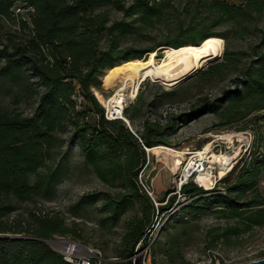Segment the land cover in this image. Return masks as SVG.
Wrapping results in <instances>:
<instances>
[{
    "label": "trees",
    "instance_id": "16d2710c",
    "mask_svg": "<svg viewBox=\"0 0 264 264\" xmlns=\"http://www.w3.org/2000/svg\"><path fill=\"white\" fill-rule=\"evenodd\" d=\"M262 20L264 0H0V264H69L43 241L55 236L79 239L76 224L67 225L59 212H19L16 204L54 199L74 149L84 167L116 193L84 194L73 208L101 201L114 223L134 209L125 224L120 258L102 263L132 264L128 259L136 245L150 242L156 212L166 214L176 202L175 197L166 200L167 191L162 198L166 204L156 205L141 186L147 150L170 148L167 137L177 123L207 111L221 120V131L233 126L237 133H250L251 144L212 189L192 180L183 184L179 195L187 204L179 214L235 221L224 237L264 227L259 187L264 181ZM164 31L159 39L151 36ZM213 38L224 41L223 56L199 78L209 82L225 72L234 74L232 89L222 97L199 98L188 112L170 115L162 124L161 118L144 115L138 94L133 112L123 110L130 126L141 121L136 131L121 119L106 118L93 90L100 91L113 70L149 54L159 60L167 48L199 46ZM250 39L256 41L250 53L230 49L231 42ZM243 57L250 61L244 63ZM242 122L244 126H237ZM63 148L65 155L53 158ZM159 241L153 240L151 251L159 247L171 257L180 249L176 238Z\"/></svg>",
    "mask_w": 264,
    "mask_h": 264
},
{
    "label": "rangeland",
    "instance_id": "374dc122",
    "mask_svg": "<svg viewBox=\"0 0 264 264\" xmlns=\"http://www.w3.org/2000/svg\"><path fill=\"white\" fill-rule=\"evenodd\" d=\"M225 1L232 4L241 2V0ZM173 4L174 7H178L177 2ZM178 9L181 8L179 7ZM112 18H119V15L112 14ZM259 27L264 28V20L259 23ZM165 35L166 32L164 31L159 33L154 32L151 36L159 39V37ZM218 40L222 57L225 43L221 39ZM255 43L254 39L244 42L233 41L230 44V49L234 52H246L248 54ZM167 49L161 51V59L165 57ZM154 54H156L155 51ZM201 59L204 65L199 73L204 72L211 63L206 55L202 56ZM249 61L248 57H243L244 63ZM199 73L179 86L177 84L187 77L180 78L175 83L165 80L154 81L148 79L141 83L138 92L134 90L133 85H129L124 92L123 110L128 108L130 113H132L133 107L136 105V97L139 94L140 100L145 105L143 108L144 115L151 120L161 118L162 124H165V120L170 115L179 116L192 109L193 104L199 98H206L211 101L222 97L225 90L232 89L231 80L235 76L232 73L225 72L221 77L214 78L209 82L201 80ZM131 77L135 83L137 76L131 75ZM108 78L109 76L103 84L101 83V90L98 91L105 100L113 97L121 88L120 83H115L112 87H109L107 85ZM170 91H174L175 93L172 95L166 94V92ZM94 96L106 114L108 112L107 109L99 101L95 93ZM126 122L128 123L127 120ZM220 123L221 120L217 118L214 111H207V113L200 115L195 120H180L177 123L174 133L167 138L171 144L169 149L186 154L184 155L186 161L182 164H176L177 160L173 154L161 148L155 147L149 151L146 162L147 168L142 175L143 183L149 186L156 205L164 206L166 204L162 202V198L167 191L170 193L167 195L166 200L169 197H175L176 202L173 210L168 213L156 212L152 220V226L148 231V238L150 241L160 240L159 242L164 244L168 241V238L173 237L180 244L179 251L173 253L171 257L167 256L164 249L163 252L159 250V247L152 249V264H209L210 260L214 261L216 259L222 261L223 264H247L264 258V227L224 237L225 228L235 226V221L220 220L214 215L190 219L183 217L178 211L180 207L187 204V201L179 195L180 187L191 180L183 178V171L188 166L187 164H189L191 158H195L194 156L198 151H203L204 147L210 144L211 153L231 156L232 159L227 170H220L216 165H213L214 179H218L221 173H228L232 169L231 167L244 156L250 147L251 139L247 140V136L244 133H237L233 126L221 131L222 127H218ZM244 124L245 122H242L237 126L242 127ZM140 125L141 121L137 120L130 128L135 131L140 130ZM65 153V148L61 149V151L56 150L53 158L60 159ZM206 163L209 169L211 165L208 162ZM66 165L68 174L57 187V196L54 199H39L34 203H19L16 204L18 211L27 212L40 209L45 212H59L67 225L72 226L76 224L74 228L79 239L55 236L50 240L51 242L58 239L70 240L99 252L103 259L112 260L120 258L123 248L122 237L126 231L125 224L135 215L136 211L131 208L127 209L120 216L119 221L114 223L110 220V212L103 207L101 201L92 205L82 204L79 208L74 209L73 207L78 204L84 194L105 192L115 194L116 192L101 184L84 167L83 161L76 149L68 154ZM195 180L193 178L192 181L195 182ZM213 185H216L214 181ZM213 185L210 189L214 187ZM259 187L262 194H264V181H262ZM170 218H174V224L168 225L167 233L162 235Z\"/></svg>",
    "mask_w": 264,
    "mask_h": 264
},
{
    "label": "bare ground",
    "instance_id": "6f19581e",
    "mask_svg": "<svg viewBox=\"0 0 264 264\" xmlns=\"http://www.w3.org/2000/svg\"><path fill=\"white\" fill-rule=\"evenodd\" d=\"M220 43L218 39H209L200 46L183 47L180 49L169 48L165 51L163 59L156 60L153 54H149L146 59L135 64H128L121 69L113 70L108 78L109 87L115 83H120V90L109 99L103 97L94 91L99 101L105 106L111 119H121L126 122L123 116V103L125 100V90L129 85H133L134 90L138 92L140 85L148 79L158 81L165 80L170 83H175L178 79L188 77L197 71H200L204 65L202 56H208L209 60L219 58L221 56ZM131 75L137 76V81L134 83ZM168 152H171L176 158V164H182L186 161L185 153L174 151L168 147H158ZM150 151V150H148ZM195 158H191L188 164L189 169H193L199 162L206 161L211 166L209 169H204L203 172L198 173L196 182L200 187L210 189L213 185L214 174L213 165H216L220 170H227L231 161L230 155H217L210 152V144L204 147L203 151H198ZM221 173L218 179H222L227 173ZM92 250V249H90Z\"/></svg>",
    "mask_w": 264,
    "mask_h": 264
},
{
    "label": "built area",
    "instance_id": "2783aa9c",
    "mask_svg": "<svg viewBox=\"0 0 264 264\" xmlns=\"http://www.w3.org/2000/svg\"><path fill=\"white\" fill-rule=\"evenodd\" d=\"M107 119H111L108 112L105 114ZM130 128V127H129ZM130 130H132L130 128ZM246 135V139L252 140V136L250 133H244ZM147 155H149V151L147 150ZM206 161L199 162L195 165L193 169H189L187 166L183 171V178L185 179H196L198 173L203 172L204 169H208L206 166ZM188 165V164H187ZM147 166H145L146 169ZM233 167V166H232ZM231 167V168H232ZM141 186L143 187L144 191L147 195L155 202L153 198V194L149 188V186L145 185L142 181V175L139 177ZM220 179H214V183H217ZM195 183L199 186V184ZM156 204V202H155ZM153 240L144 244V242H139L134 251L132 256L128 259L131 261L132 264H152L151 259V245ZM52 249H54L58 254H60L63 260L69 264H102L104 259L101 257L100 253L95 250H90L85 245L80 244L78 242L65 240V239H58L56 241L50 242ZM264 259V258H262ZM209 264H223L222 261L216 259L214 261L210 260ZM248 264V263H247Z\"/></svg>",
    "mask_w": 264,
    "mask_h": 264
},
{
    "label": "water",
    "instance_id": "95a60500",
    "mask_svg": "<svg viewBox=\"0 0 264 264\" xmlns=\"http://www.w3.org/2000/svg\"><path fill=\"white\" fill-rule=\"evenodd\" d=\"M199 46H200V45H199ZM220 58H221V56H220L219 58L213 60L212 62H215V61L219 60ZM212 62H211V63H212ZM199 72H200V71H197V72H195L194 74H191V75L188 76L187 78L181 80V81L179 82V84H177V85H178V86L181 85L182 83H184V82H186L187 80L191 79L192 77L196 76ZM123 121H124V120H123ZM124 122H125V121H124ZM125 123H126V125H127L128 127H130L129 122H128V123L125 122ZM213 186H214V185H213ZM43 242H45V243H46V244L52 249V247H51V245H50V242H51V241H43ZM54 251H55V250H54ZM248 264H264V259H259V260H256V261H252V262H250V263H248Z\"/></svg>",
    "mask_w": 264,
    "mask_h": 264
}]
</instances>
